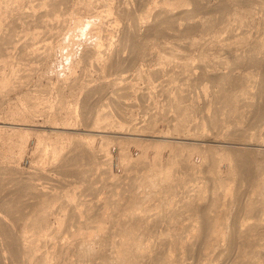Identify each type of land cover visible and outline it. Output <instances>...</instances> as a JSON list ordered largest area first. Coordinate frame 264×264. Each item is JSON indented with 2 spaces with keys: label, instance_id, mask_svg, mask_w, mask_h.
Wrapping results in <instances>:
<instances>
[{
  "label": "bare ground",
  "instance_id": "bare-ground-1",
  "mask_svg": "<svg viewBox=\"0 0 264 264\" xmlns=\"http://www.w3.org/2000/svg\"><path fill=\"white\" fill-rule=\"evenodd\" d=\"M0 104V264H264V0H0Z\"/></svg>",
  "mask_w": 264,
  "mask_h": 264
},
{
  "label": "rangeland",
  "instance_id": "rangeland-1",
  "mask_svg": "<svg viewBox=\"0 0 264 264\" xmlns=\"http://www.w3.org/2000/svg\"><path fill=\"white\" fill-rule=\"evenodd\" d=\"M11 96H12V94L10 95V97H11ZM10 102H12V103H16L15 100H11ZM0 105H1V106H0V109H1V107H3L4 105L6 106V104H4L3 106H2V104H0ZM136 115H137V113L135 114V116H136ZM131 148L135 151L134 147H131ZM114 150H115V149L112 150L113 153H115ZM135 155H136V154H135ZM116 161H117V160H116ZM116 168H117V169H116V170H117L116 172L120 173L121 169H119V167H116Z\"/></svg>",
  "mask_w": 264,
  "mask_h": 264
}]
</instances>
